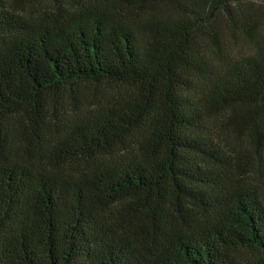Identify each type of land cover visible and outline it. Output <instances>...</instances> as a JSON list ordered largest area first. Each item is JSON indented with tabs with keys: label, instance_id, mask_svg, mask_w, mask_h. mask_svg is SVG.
Instances as JSON below:
<instances>
[{
	"label": "trees",
	"instance_id": "16d2710c",
	"mask_svg": "<svg viewBox=\"0 0 264 264\" xmlns=\"http://www.w3.org/2000/svg\"><path fill=\"white\" fill-rule=\"evenodd\" d=\"M233 1L0 0V264H264V38L200 37H258Z\"/></svg>",
	"mask_w": 264,
	"mask_h": 264
},
{
	"label": "rangeland",
	"instance_id": "374dc122",
	"mask_svg": "<svg viewBox=\"0 0 264 264\" xmlns=\"http://www.w3.org/2000/svg\"><path fill=\"white\" fill-rule=\"evenodd\" d=\"M230 6L237 22H241L244 18L246 21L254 20L259 23L258 37L253 40L245 37L239 26H231V20L221 12L216 20L210 22L211 26L201 31L202 43L211 50L214 47L213 40L216 38L220 40L223 47L229 46L230 50L237 54L252 53L257 49L258 42L264 38V0H234ZM226 134L228 135L226 139L229 141H235L238 138L229 129H226ZM242 147L253 149L250 144L246 143L242 144ZM261 154L264 157V147L261 149ZM253 156L255 157L254 152Z\"/></svg>",
	"mask_w": 264,
	"mask_h": 264
}]
</instances>
